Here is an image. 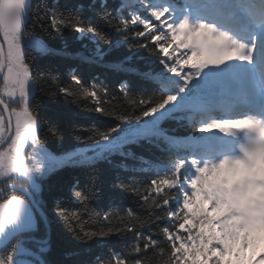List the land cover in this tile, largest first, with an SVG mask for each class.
Here are the masks:
<instances>
[{"label": "snow or ice", "instance_id": "snow-or-ice-1", "mask_svg": "<svg viewBox=\"0 0 264 264\" xmlns=\"http://www.w3.org/2000/svg\"><path fill=\"white\" fill-rule=\"evenodd\" d=\"M211 2L218 15L192 21L187 14L177 19L169 6L156 7L153 0H121V8L130 9L126 15L115 4H107L114 15L105 8L107 0H101L100 18L119 34L118 43L147 52L175 78V92L134 97L125 83L117 96L107 86L93 84L83 93L95 101L88 111L118 123L103 132L93 129L87 137L78 138V143L118 150L125 143L139 142L137 137L120 144L112 140L125 127L144 129L148 118L157 113L163 119L167 113L162 110L186 89L206 90L210 97L231 104L254 91L255 74L264 84V36L245 41L234 35L240 30L236 21L240 14H247L254 25L264 28V0ZM45 20L47 23L39 22ZM65 29L109 42L107 33L82 24L72 13L50 11L29 23L28 0H0V264H50L47 257L54 248L50 212L77 244H87L97 236L103 239L113 232L132 233L131 242L119 254L96 256L94 264H264V235L255 231L264 220V118L212 119L195 127L196 132L216 131L233 140L243 134L244 142L230 147L223 142L190 143L169 135L165 128H152L149 142L170 153L166 169L144 185L135 180L117 185L143 204L151 202L149 219L155 223L147 229H138L135 222L113 225L111 213L101 215L99 231L86 228L85 215L93 211L90 201L95 195V176L84 187L79 182L70 187L76 209L64 206L59 198L48 208L43 199L46 175L74 165L72 154L55 155L47 150V137L59 141L61 135L54 126L45 129L33 103V90L41 89L43 78L31 70L25 41L41 34L59 35ZM39 43L42 51H51ZM75 56L81 62H92L88 55ZM249 69L253 70L252 83L237 73ZM122 70L130 79L150 77L140 66H123ZM70 76L78 88L86 89L80 79L72 73ZM47 84L49 87L42 90L52 98L71 94L69 88L57 87L51 79ZM260 95L264 98V88ZM132 155L120 151L122 157ZM138 159L142 165L149 164L142 157ZM128 215H133L131 210ZM42 223L46 227L41 228ZM68 252L76 254L74 264H93L90 256L82 255L71 243L56 264H65Z\"/></svg>", "mask_w": 264, "mask_h": 264}, {"label": "trees", "instance_id": "trees-1", "mask_svg": "<svg viewBox=\"0 0 264 264\" xmlns=\"http://www.w3.org/2000/svg\"><path fill=\"white\" fill-rule=\"evenodd\" d=\"M177 11L184 7L185 0H163ZM101 0H30V23L35 17L46 16L50 11L61 13H72L78 16L84 25L93 26L109 35V42H98L91 34H77L70 29L63 30L59 35L41 34L39 41L47 45L51 51L36 52L31 60V70L36 75L42 76V86L35 93L34 104L40 110L41 119L45 129L51 125L58 129L61 140L57 141L52 137H47V150L55 155H62L79 148L91 147L78 143V138L87 137L95 129L105 131L115 127L118 123L114 119L100 113L88 111V107L95 103L84 95L85 90H90L95 84L107 86L114 95H119V88L122 84H127L129 93L134 97L147 96L153 93L165 91L175 92V78L168 76L163 71L162 66L155 63L154 59L143 50L130 49L124 43H118L119 34L113 31L101 19L103 10L100 7ZM107 4H115L123 14H127L130 9L121 8V0H107L105 8L109 12H115ZM86 5V6H85ZM161 6V5H160ZM47 23V21H39ZM31 28V25H30ZM55 52L56 54H52ZM68 53L69 55H64ZM76 53L88 55L92 62H81ZM120 65V67H116ZM140 66L149 73L148 79L129 77V73L122 70V67ZM70 73L80 79L86 89L78 88L71 79ZM48 79L53 80L57 87H67L71 94L65 97L63 94L52 98L46 95L42 89L49 87ZM195 84V82H193ZM191 89L192 86L190 85ZM206 90L186 89L185 94L177 97V100L166 106L162 112L168 110L176 104L178 99L184 96L203 93ZM86 102V103H85ZM107 106V105H106ZM161 113L148 118L149 124L145 128L152 126L161 127L168 130V134L178 140L187 141L192 138L193 143L210 142L211 137L221 140L222 134L210 132L207 134L196 132L197 125L203 124L199 114L191 115L190 110L180 109L173 114H169L160 119ZM208 123V122H207ZM156 125V126H154ZM154 126V127H153ZM128 138L137 137L139 142L123 144V147L95 157L91 161L72 162L74 166L63 167L59 171L53 172L45 177V187L43 199L51 209L54 199L59 198L64 206L71 209L78 207L72 199L70 187L79 182L80 187L88 185L93 176L96 177L95 195L90 201L93 209L91 215H85L86 228L99 231L101 215L112 214V224L135 222L138 229H147L154 220L149 219L152 211L151 202L143 204L141 200L131 194V191L124 192L119 184H130L135 180L138 185L150 182L156 175L166 169V163L170 153L157 148L155 143L149 142V137L141 136L137 128L125 127L121 133ZM120 151L131 152L132 156H120ZM108 159H105V157ZM148 160V165H142L140 158ZM109 160L111 163H109ZM123 163L125 168H115L114 165ZM146 187V185H145ZM143 191V188H141ZM131 210L133 215L129 216ZM54 223L50 228L54 248L47 257L50 264H56L57 259L64 247L71 243L82 255L91 257L94 264L96 256L108 257L110 253L119 254L132 240V233L122 234L112 233L109 237L97 236L87 244H77L71 240L70 235L63 223L55 219L54 213H49ZM166 215V213H165ZM41 224V228H44ZM263 235V232H259ZM111 241L113 243H106ZM94 253V255H93ZM76 254L68 252L64 259L65 264H74Z\"/></svg>", "mask_w": 264, "mask_h": 264}, {"label": "flooded vegetation", "instance_id": "flooded-vegetation-1", "mask_svg": "<svg viewBox=\"0 0 264 264\" xmlns=\"http://www.w3.org/2000/svg\"><path fill=\"white\" fill-rule=\"evenodd\" d=\"M29 9H30V5H29ZM29 23H30V16H29ZM37 40L38 39H33V40H30V41H25V47L29 50V52L31 54V60L35 57L36 52H37V50L35 48V41H37ZM35 93H36V90H33V97L34 98H35ZM33 103H34V99H33ZM40 110L41 109H37V112L39 113V115H40ZM40 117H41V115H40Z\"/></svg>", "mask_w": 264, "mask_h": 264}, {"label": "rangeland", "instance_id": "rangeland-1", "mask_svg": "<svg viewBox=\"0 0 264 264\" xmlns=\"http://www.w3.org/2000/svg\"><path fill=\"white\" fill-rule=\"evenodd\" d=\"M155 6V5H154ZM259 28V31L257 32V34H256V36L257 37H261V36H263L264 35V28H262V27H258ZM35 48H36V50L38 51V52H45V51H42L41 50V46H40V43H39V41L37 40V41H35ZM239 71V70H238ZM240 72V71H239ZM242 73V72H241ZM192 106V105H191ZM103 156V155H102Z\"/></svg>", "mask_w": 264, "mask_h": 264}, {"label": "bare ground", "instance_id": "bare-ground-1", "mask_svg": "<svg viewBox=\"0 0 264 264\" xmlns=\"http://www.w3.org/2000/svg\"><path fill=\"white\" fill-rule=\"evenodd\" d=\"M263 36H264V35H263ZM124 140H125V139H124ZM105 146H106V145H101V146H96V147H99V148L102 149V148L105 147ZM86 151H87V149H79L75 154L78 155V156H79V155H80V156H83V155L86 153ZM71 154H72V156H73V153H71ZM78 156L73 157L74 161L77 162V163L80 162L79 159H78ZM85 159H86V157H85Z\"/></svg>", "mask_w": 264, "mask_h": 264}, {"label": "water", "instance_id": "water-1", "mask_svg": "<svg viewBox=\"0 0 264 264\" xmlns=\"http://www.w3.org/2000/svg\"><path fill=\"white\" fill-rule=\"evenodd\" d=\"M29 5H30V0H28V7H29ZM44 226L46 227V225L44 224Z\"/></svg>", "mask_w": 264, "mask_h": 264}]
</instances>
